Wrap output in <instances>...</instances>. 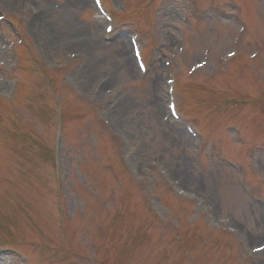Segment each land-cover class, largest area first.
<instances>
[{
  "label": "rangeland",
  "instance_id": "374dc122",
  "mask_svg": "<svg viewBox=\"0 0 264 264\" xmlns=\"http://www.w3.org/2000/svg\"><path fill=\"white\" fill-rule=\"evenodd\" d=\"M106 1L116 19H131L141 29L136 33L153 66L144 80L136 68H125L120 55L127 24L118 22V37L106 43L90 0L83 6L77 0H0L6 16L0 30L20 57L14 65L0 43V264H22L24 254L30 264H264V256L246 258L225 231L234 228L252 248L264 244L250 241L264 230L259 229L264 217L242 190L248 184L264 196V0H153L150 8L148 0H127L126 15L119 13L118 0ZM27 5L46 13L37 27L30 24ZM237 7L250 21L247 32L221 14L237 13ZM197 8L201 18L208 12L204 21L193 19ZM79 29L81 34L71 32ZM54 30L60 41L49 40ZM82 35L91 39V48L77 43ZM20 37L42 68L30 61ZM161 37L166 47L155 58ZM234 50L241 55L226 65ZM127 51L132 60L130 47ZM204 53L212 58L208 65ZM165 61L177 72L182 122L208 147L198 160L184 132H176L170 118L159 119L152 107L157 102L169 117ZM12 82L18 84L13 100ZM54 92L64 119L60 163L67 177L60 186L50 165L58 118ZM95 109L126 133L131 150L123 149L141 176L138 184H126L118 139ZM234 125L241 143L229 132ZM209 147L240 161L242 172L220 162ZM161 170L202 204L173 198ZM148 201L163 220L150 213ZM208 212L222 229L211 226Z\"/></svg>",
  "mask_w": 264,
  "mask_h": 264
},
{
  "label": "bare ground",
  "instance_id": "6f19581e",
  "mask_svg": "<svg viewBox=\"0 0 264 264\" xmlns=\"http://www.w3.org/2000/svg\"><path fill=\"white\" fill-rule=\"evenodd\" d=\"M78 1V3H79V5H85L87 2H88V0H77ZM40 14H42V16H45V11L43 10L41 13L39 12L38 13V18H37V21H38V24L40 25ZM49 30V29H48ZM71 32H75V33H77V34H81L82 33V30L81 29H79V30H76V31H71ZM52 33V32H51ZM54 34V35H53ZM53 36L50 34V36H51V38L53 39V38H56V41H60V34L59 33H57V31L56 30H54V32H53ZM64 34V33H63ZM73 35H75V34H73ZM62 36H64V35H62ZM122 37V36H121ZM54 40V39H53ZM53 40H52V42H53ZM77 41V43H80L81 41L83 42V45H84V47H86V48H91V43H92V41H91V39L89 38V37H87L86 35L84 36V35H82V36H80L79 37V39H77L76 40ZM127 41L124 39V37H122V50H121V57L124 59V63H125V68L126 69H129L131 72H133V67L134 68H136L135 67V63H134V60H133V57H132V60H131V58L129 59L128 58V56H127V47H130V45L128 44V46H127V43H126ZM81 44V43H80ZM82 45V44H81ZM82 45V46H83ZM130 54H131V56H132V53H131V47H130ZM137 70V69H136ZM161 78V77H160ZM160 81V80H159ZM165 98H166V96H165ZM144 102H145V104L147 105V106H151V103H150V101H148L146 98L144 99ZM157 107V109H158V111H157V116H159L160 118L159 119H162V120H168L169 121V118L167 117V115L165 114V112L162 110V107L157 103V102H154L153 104H152V107ZM166 107H167V103H166ZM122 109V108H121ZM123 113L124 112H126L127 111V106L125 105L124 107H123ZM128 110H130V108L128 109ZM122 112V111H121ZM172 128L173 129H175V131L176 132H179V133H183L182 131H181V129L180 128H178V127H176V126H173L172 125ZM131 145V144H130ZM263 226H264V223L262 222V223H260L259 224V229H264L263 228ZM253 237V241H252V243H259L261 240H263L264 239V230H262V231H258L256 234H255V236H252ZM263 255H264V253H263Z\"/></svg>",
  "mask_w": 264,
  "mask_h": 264
}]
</instances>
